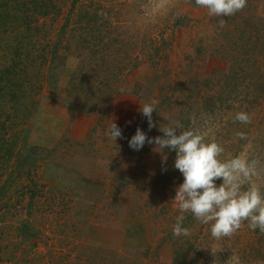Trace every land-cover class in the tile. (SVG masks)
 I'll return each instance as SVG.
<instances>
[{
	"label": "rangeland",
	"instance_id": "374dc122",
	"mask_svg": "<svg viewBox=\"0 0 264 264\" xmlns=\"http://www.w3.org/2000/svg\"><path fill=\"white\" fill-rule=\"evenodd\" d=\"M97 1L111 6L131 31L138 29L140 40L161 39L157 45L163 55L153 61L144 57L113 91L133 86L146 65L155 68L159 84L136 88L143 104L159 102L152 113L155 126L149 129L141 113L132 132L116 142L109 138L113 95L91 112L101 110L102 115L85 140L54 131L48 113L63 112L61 105L72 119L91 114L82 105L83 88L75 96L67 89L82 56H91L96 43H86V51L73 46L53 68L44 62L42 49L58 36L73 0H51L62 11L54 23L42 19L47 27L36 35H23L1 20L0 68L10 57L5 53L17 55V44L22 48L24 42L17 56L25 63L17 70L26 73L23 80L14 76L5 94L0 91V130L5 133L0 140V264H264V232L251 230L248 221L232 235L214 238L210 223L184 213L189 235L174 236L180 212L172 199L184 179L174 167L175 151L165 148L163 161L154 144L146 142L139 151L128 144L137 127L154 138L163 135L160 127L178 120L183 129L207 132L221 143L222 159L246 153L257 160L253 182L264 190V0H246L229 17H210L194 0ZM131 40L128 34L121 41L128 43L127 51ZM197 85L204 91L200 96ZM207 93L213 98L204 111L200 106ZM241 111L250 114V123L235 120Z\"/></svg>",
	"mask_w": 264,
	"mask_h": 264
},
{
	"label": "clouds",
	"instance_id": "9594fccd",
	"mask_svg": "<svg viewBox=\"0 0 264 264\" xmlns=\"http://www.w3.org/2000/svg\"><path fill=\"white\" fill-rule=\"evenodd\" d=\"M196 6L207 10L210 17H229L242 10L246 0H194ZM224 21H221L223 27ZM155 99L140 105V111L148 120V127H154L153 111H157ZM235 120L243 124L251 122L249 113H236ZM177 129H180L177 134ZM162 136L148 137L137 127L129 139V147L139 151L144 144H154L155 151L161 153L166 161L165 148L175 151L174 167L183 175V182L175 190L172 199L180 214L173 226L174 236H188L184 227V213H191L200 223L209 224L214 238L230 236L248 221V227L264 232V190L253 182L258 176L257 160L241 153L222 159L224 146L212 139L207 132L183 129L180 121H171L168 126L160 127ZM106 135L114 140L122 138L120 127L112 121ZM245 139L243 132L236 134ZM217 179L222 183L216 184ZM245 185H248L245 188Z\"/></svg>",
	"mask_w": 264,
	"mask_h": 264
},
{
	"label": "trees",
	"instance_id": "16d2710c",
	"mask_svg": "<svg viewBox=\"0 0 264 264\" xmlns=\"http://www.w3.org/2000/svg\"><path fill=\"white\" fill-rule=\"evenodd\" d=\"M80 1L73 0L70 10L60 25L58 36L49 38L47 45L42 49L45 52L42 57L44 62L48 61L49 68H53L55 62L66 59L67 53L73 46L78 47V49L83 48L82 51H86L88 50L86 43L91 40L96 43V50L92 51L93 54L91 56H86V54L82 56L85 59L73 71L70 86L67 89L69 90V96H75L78 87L81 86L83 88V90L81 89L83 91L81 96L84 98L82 105L87 108L84 111L91 113L100 104L112 99L114 85L117 82L119 83L127 72L136 68L144 57L153 61V57L157 55L161 57L163 52L157 45L161 39L157 36H151V38L140 40L139 30L132 29L131 31L125 21H119L111 6L107 7L97 0H92L90 4L85 6L81 4L78 8L77 4ZM250 1L248 0V2ZM100 10H103V12L100 13ZM61 11V5L56 2L52 3L51 0H0V29L2 20L6 26L10 25V27L23 35L31 31L34 32L33 35H36L40 30L47 27L44 20L42 22V19L52 18L54 23ZM110 13L114 14L115 20ZM3 18H9V20H4ZM128 34L131 36L132 42L130 41L129 43L131 50L127 51L124 46H128V43L121 41ZM39 40H43L42 37ZM119 42H121V45ZM21 43L22 48L17 44V55L25 50L24 42ZM100 44L103 45L104 49L100 47ZM115 47L117 49H113ZM114 51L118 53L112 58ZM14 53V50L5 53L10 57L0 68V83H4V86L0 84V91L3 92L5 90L4 94L6 90L11 89L14 76L23 80V74L26 73L24 69L17 70V66L25 62L22 60L23 57ZM16 56L19 59L17 62H15ZM40 63L42 65V61ZM15 64H17L16 70L12 71ZM207 79V82H209L211 77ZM196 89L198 96L204 93L198 85ZM222 93L225 94V90L222 89L221 97L223 96ZM212 98V95L207 93L206 98H203L204 101H202L203 104L200 109L205 111V108L209 107L206 105L209 104ZM4 135V131L0 130V140L4 138ZM177 260L178 258L175 259V261Z\"/></svg>",
	"mask_w": 264,
	"mask_h": 264
},
{
	"label": "crops",
	"instance_id": "0c3cea01",
	"mask_svg": "<svg viewBox=\"0 0 264 264\" xmlns=\"http://www.w3.org/2000/svg\"><path fill=\"white\" fill-rule=\"evenodd\" d=\"M159 82L160 75L155 68L150 65L142 68L138 75V80L133 86L114 95L108 109L106 128L108 129L112 121H114L120 127L122 133L132 132L141 115L140 105H143L142 95L136 90L137 84H147L155 87ZM61 106L64 107L63 112H55L52 116L48 113V120L52 122L51 125L54 131L57 133L63 132V135L65 134V136H69L73 140H85L95 128L100 114L102 115V111L98 110L91 114H78L72 119L70 112H67V108L64 105ZM75 156L80 157L82 155L77 154Z\"/></svg>",
	"mask_w": 264,
	"mask_h": 264
}]
</instances>
